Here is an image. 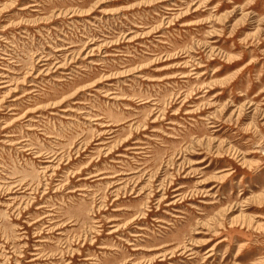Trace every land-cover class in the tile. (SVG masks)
<instances>
[{"label":"rangeland","instance_id":"1","mask_svg":"<svg viewBox=\"0 0 264 264\" xmlns=\"http://www.w3.org/2000/svg\"><path fill=\"white\" fill-rule=\"evenodd\" d=\"M0 264H264V0H0Z\"/></svg>","mask_w":264,"mask_h":264},{"label":"bare ground","instance_id":"2","mask_svg":"<svg viewBox=\"0 0 264 264\" xmlns=\"http://www.w3.org/2000/svg\"><path fill=\"white\" fill-rule=\"evenodd\" d=\"M41 63H43V62H41ZM125 177V176H124ZM175 192L176 191H178V189H176V190H174ZM177 196V195H176ZM222 242H224V240H222V241H218L215 245H214V247L215 246H217V245H219V244H221ZM210 251H212V249H210ZM210 253V252H209ZM212 254V253H211ZM211 254H209L207 257H210V256H212Z\"/></svg>","mask_w":264,"mask_h":264}]
</instances>
